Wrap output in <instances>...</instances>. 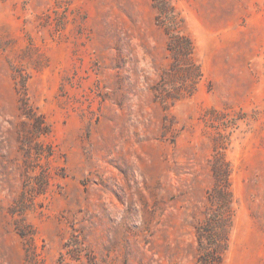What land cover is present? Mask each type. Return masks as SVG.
I'll return each mask as SVG.
<instances>
[{
    "label": "rangeland",
    "instance_id": "obj_1",
    "mask_svg": "<svg viewBox=\"0 0 264 264\" xmlns=\"http://www.w3.org/2000/svg\"><path fill=\"white\" fill-rule=\"evenodd\" d=\"M0 264H264V0H0Z\"/></svg>",
    "mask_w": 264,
    "mask_h": 264
}]
</instances>
